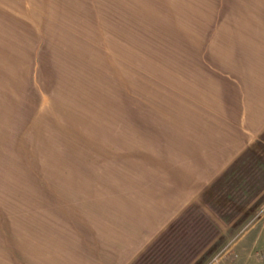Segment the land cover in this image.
Returning a JSON list of instances; mask_svg holds the SVG:
<instances>
[{"label": "rangeland", "instance_id": "374dc122", "mask_svg": "<svg viewBox=\"0 0 264 264\" xmlns=\"http://www.w3.org/2000/svg\"><path fill=\"white\" fill-rule=\"evenodd\" d=\"M260 72L264 0H0V264H154L186 212L174 264H264V134L210 181Z\"/></svg>", "mask_w": 264, "mask_h": 264}, {"label": "crops", "instance_id": "0c3cea01", "mask_svg": "<svg viewBox=\"0 0 264 264\" xmlns=\"http://www.w3.org/2000/svg\"><path fill=\"white\" fill-rule=\"evenodd\" d=\"M259 74L253 87L240 81L210 106V181L264 134V81Z\"/></svg>", "mask_w": 264, "mask_h": 264}, {"label": "trees", "instance_id": "16d2710c", "mask_svg": "<svg viewBox=\"0 0 264 264\" xmlns=\"http://www.w3.org/2000/svg\"><path fill=\"white\" fill-rule=\"evenodd\" d=\"M186 216H187V212L184 213L179 219H177L174 222V224H172V226H171L169 231L165 232V235H164V238H163L164 239L163 243L166 242L167 238H170V236L172 235L173 231L178 229V225L179 224H182V223H184L186 221V219H187ZM199 222H200L199 220L195 221L196 224L199 223ZM163 243H162V240H161V241H158L157 243H155V245H154V248L156 247L157 248L156 250L160 252V253H157L155 256H153L155 258L154 261H153L154 264H174L176 262L177 256L183 255V253H181L182 249H181V251H177V249H175L174 248L175 246L173 245L174 247H172V249L170 251H168V253H167V251L164 252V250H162V251L159 250L160 247H161L160 245H163ZM149 258H150V256H148V253L146 252L143 255H141L133 264H146V262L149 261Z\"/></svg>", "mask_w": 264, "mask_h": 264}]
</instances>
